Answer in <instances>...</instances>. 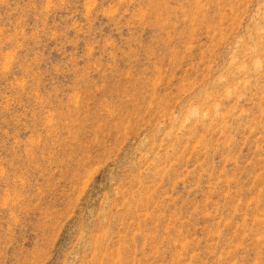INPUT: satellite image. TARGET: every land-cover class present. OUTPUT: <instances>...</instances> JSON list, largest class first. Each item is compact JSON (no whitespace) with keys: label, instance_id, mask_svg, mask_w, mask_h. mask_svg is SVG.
I'll list each match as a JSON object with an SVG mask.
<instances>
[{"label":"rangeland","instance_id":"rangeland-1","mask_svg":"<svg viewBox=\"0 0 264 264\" xmlns=\"http://www.w3.org/2000/svg\"><path fill=\"white\" fill-rule=\"evenodd\" d=\"M0 264H264V0H0Z\"/></svg>","mask_w":264,"mask_h":264}]
</instances>
